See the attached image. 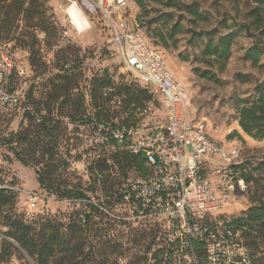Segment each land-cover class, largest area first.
<instances>
[{"label": "rangeland", "instance_id": "obj_1", "mask_svg": "<svg viewBox=\"0 0 264 264\" xmlns=\"http://www.w3.org/2000/svg\"><path fill=\"white\" fill-rule=\"evenodd\" d=\"M174 2L175 6H168L147 0L140 6L128 0L129 24L144 32L150 47L163 55L175 78L187 86L188 114L204 122L229 151L238 149L242 162L252 163L245 172L249 178L247 191L222 210V215L233 219L264 197V167L259 173L254 170L264 160V139L248 136L238 122L241 101L253 96L257 83L264 81V54L258 64L246 58V50L256 39L244 32L236 38L230 58L222 66L214 57L201 56L207 38L199 40L195 33L214 28L220 33L235 31L241 23H251L248 14L255 4L251 0ZM70 4L69 0H38L28 14L17 13L13 7L0 9V53L8 54L13 63L6 86L19 92L22 101V107L17 109L0 103V189L15 193L14 211L30 224L36 239L62 224L69 249L75 250L82 263L171 264L163 253L157 254L163 243L157 241L150 224L130 221L126 207L118 200L119 188L140 173L131 165L117 163L108 144L102 143L108 126L96 124L91 98L93 80L102 76L112 81V89L126 84L143 86L134 73L124 68L102 18L92 15L90 28L80 31L68 14ZM186 5L198 9L202 17L189 14ZM36 23L49 30H42ZM176 23H180L181 30L169 39ZM164 37L168 38L167 44ZM65 65L68 72L64 71ZM63 75H72L79 92L77 99L86 108V117H92L90 124H71L67 103L60 104L62 99L52 103ZM151 96L144 103L151 108L149 113L141 115L143 108L135 109L134 117H130L132 110L122 106L123 96L114 97L109 103L113 112L107 122L110 126L164 125L166 104L158 93ZM35 106L43 115L52 109V115L69 127L62 137L61 151L70 160L69 181L77 184L86 198L59 197L41 189L35 168L18 161L6 144L7 139L27 127L28 112ZM100 159H106L107 170L95 179L90 167L97 166ZM90 205L103 213L94 214L87 223ZM5 210L0 209V220ZM3 239L6 237L0 233V264H33L15 243L11 242V249L5 247ZM255 251L261 253L264 245ZM59 255L49 264H60L63 260Z\"/></svg>", "mask_w": 264, "mask_h": 264}, {"label": "built area", "instance_id": "obj_2", "mask_svg": "<svg viewBox=\"0 0 264 264\" xmlns=\"http://www.w3.org/2000/svg\"><path fill=\"white\" fill-rule=\"evenodd\" d=\"M73 1L88 17L102 18L124 68L166 104L164 125L108 123L102 139L113 152L144 156L147 173L120 188L128 219L156 228L157 241L163 243L161 253L171 264H254L241 232L218 218L230 200L248 189L234 168L242 162L240 151H229L204 122L188 114L187 86L175 78L163 55L150 47L144 32L129 24L128 0ZM12 72V60L1 52L0 103L17 109L22 107L20 93L6 90ZM112 90L106 88L104 95ZM150 109L144 106L139 113Z\"/></svg>", "mask_w": 264, "mask_h": 264}, {"label": "trees", "instance_id": "obj_3", "mask_svg": "<svg viewBox=\"0 0 264 264\" xmlns=\"http://www.w3.org/2000/svg\"><path fill=\"white\" fill-rule=\"evenodd\" d=\"M0 0V9L13 7L17 13L28 14L32 6L38 0ZM140 6L144 5L147 0H135ZM165 3L168 6H175L174 0H148ZM255 6L250 10L248 17L251 23H241L240 28L235 31H227L220 33L218 28L210 31H201L196 34V38L203 40L207 38V42L201 51L202 57H214L224 66L232 53V46L238 36L246 32L248 36L254 37L256 40L252 46L246 50V58L254 64H258L264 54V0H251ZM28 4V6H26ZM186 11L192 16L201 18L202 14L198 9L186 5ZM42 30L48 31V27L42 23H36ZM181 30L180 23H176L173 30L169 33V39L173 38ZM258 33V34H257ZM165 44L168 38H163ZM65 65L64 71L68 72ZM67 69V70H66ZM55 95L52 98V103L57 104L62 99L60 104L68 106V114L71 124H90L92 117H86V108L83 103L77 99L79 92L72 78V75L61 76V82L55 87ZM106 88H112V81L107 76L95 78L91 90V98L95 109V119L97 125L107 126L108 120L112 116L111 105L114 97L123 96L121 104L125 109H130V117H134V110L144 107V103L151 100V93L145 87L138 85H122L114 88L115 91L104 95ZM113 89V90H114ZM8 92H13L14 89L6 86ZM115 92V93H114ZM242 105L239 108L238 122L245 134L256 140L264 139V81L257 83L254 95L247 100H242ZM41 108L35 106L34 109L28 112V125L21 132L7 139L6 144L10 146V150L14 153L18 161L24 165L35 168L37 180L41 189L48 191L59 197L83 199L86 198L85 193L77 186V184L69 181L70 160L65 157L61 151L62 137L67 135L68 126L64 125L61 119H56L52 115V109H48L51 114H41ZM114 114V113H113ZM117 163H126L131 165L140 174H146L144 156L126 151L113 152ZM68 156V155H67ZM97 166L90 167L92 176L97 179L102 176L107 169L106 159L97 161ZM252 163L246 161L235 166V170L240 172V175L249 181L245 172ZM264 167V160L261 161L260 167H255L256 172H260V168ZM68 174V175H67ZM109 177L104 180V184L108 182ZM115 183L111 184L109 189H112ZM121 188V187H120ZM120 188L117 192V197L120 202H123ZM16 195L13 191L0 189V209L6 208L3 218L0 220V233L6 239H3L5 247L13 248L15 243L29 257L33 264H49L50 261L60 254V264H85L82 263L79 255H76L75 250L71 252L68 247L66 235L61 231L62 224L54 225L50 231L42 232L40 237H36L31 232V226L22 217L14 211ZM91 209L85 216V222H90L94 214H102L99 207L90 205ZM225 225L236 231H242L241 235L246 246L249 248L253 257L254 264H264V251L256 252L259 246L264 245V197L256 204L244 211L243 215L228 219L224 215L218 217ZM76 224L77 222L74 221ZM150 224V223H149ZM153 231L157 232L156 228L150 224ZM5 229V230H4ZM15 249V248H14ZM162 251L158 249L157 254ZM204 251H201V254ZM68 259L64 262V260ZM97 264V263H89ZM99 264V263H98Z\"/></svg>", "mask_w": 264, "mask_h": 264}, {"label": "bare ground", "instance_id": "obj_4", "mask_svg": "<svg viewBox=\"0 0 264 264\" xmlns=\"http://www.w3.org/2000/svg\"><path fill=\"white\" fill-rule=\"evenodd\" d=\"M70 2H71V4H70V7L68 8L67 11H68L69 16L72 19V23L80 31H84V30L90 28L91 22H90L89 17L87 16V14L73 0Z\"/></svg>", "mask_w": 264, "mask_h": 264}]
</instances>
